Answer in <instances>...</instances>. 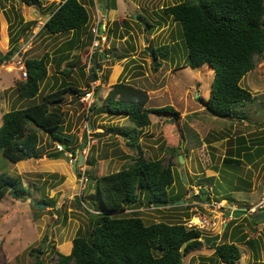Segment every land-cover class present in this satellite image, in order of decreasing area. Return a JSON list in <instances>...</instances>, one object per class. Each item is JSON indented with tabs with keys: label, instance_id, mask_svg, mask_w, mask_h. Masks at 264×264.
<instances>
[{
	"label": "rangeland",
	"instance_id": "rangeland-1",
	"mask_svg": "<svg viewBox=\"0 0 264 264\" xmlns=\"http://www.w3.org/2000/svg\"><path fill=\"white\" fill-rule=\"evenodd\" d=\"M79 1L89 13V23L86 33H77V41L70 50L66 42L73 33L50 35L41 31L42 24L59 0H41L35 6L24 5L19 0H0V52L3 56L11 48L9 40L12 37L21 46L29 45L24 52L27 59L49 55L48 76L34 100L18 97L15 85L21 81L20 73L12 64H0V126L4 113L39 102L42 95L62 83L75 86L79 93L67 92L60 105L64 113L62 130L72 136L75 154L79 158L84 156L82 164L89 178L81 187L68 158L53 160L46 157L54 146L42 131L38 132L41 158L38 156L16 164L6 161L0 172L20 175L28 195L25 200H16L6 194L0 201V264H35V256L42 264H53L55 255L50 251L51 245L64 255L70 253L77 231L85 232L94 225L97 217L94 206L87 200V196L93 194L95 178L119 171L130 163V156L135 153L127 147L126 140L117 135L118 128L128 129L130 134L137 133L138 148L146 159L160 160L164 166L172 165L174 182L168 188L170 197L193 199L181 208L156 207L148 205L142 193L139 204L125 206L124 211L114 216L140 217L145 225L164 222L186 227L191 221L196 223L195 219L200 216L210 217L209 222L214 225L200 231L201 235L220 234V240L214 242L218 245L234 241L241 253L235 264H264V218L258 219V213L246 214L238 219H227L224 228L220 212L205 211L200 194L203 189L210 194V200L226 202L242 210L254 207L263 194L264 53L256 59L254 70L241 81V86L254 96L251 102L234 109L244 119L216 117L203 104L209 96L213 71L208 66L196 70L186 66L181 28L161 11L163 7L184 0H117V13L121 16L108 17V39L103 50L94 57V65L99 66L95 69L99 73L94 72V79L87 70L94 9L87 1ZM102 1L107 7L114 2L98 0V3ZM143 20L153 23L152 29H145ZM30 29L36 33L31 34ZM163 45L169 47V52L158 58V66H155L150 55L145 53L146 48L150 51V47ZM63 71H68L69 76L61 74ZM120 81L147 92L146 108L155 110L169 106L175 114L152 111L150 125L141 130H136L121 117L94 112L88 117L86 105L80 99L86 91L92 90L90 84L95 82L93 101L99 108L112 85ZM179 156L182 162H179ZM230 156L240 160L237 169L223 164L224 158ZM86 160L93 162L92 166L86 165ZM182 174L185 182L181 179ZM43 199L51 200L53 207L36 208L35 204ZM231 220L235 221L231 223ZM242 235L246 238L240 242L238 239ZM248 240L252 241L253 247ZM182 264L224 263L216 258L214 248L204 244L199 250L183 256Z\"/></svg>",
	"mask_w": 264,
	"mask_h": 264
},
{
	"label": "trees",
	"instance_id": "trees-1",
	"mask_svg": "<svg viewBox=\"0 0 264 264\" xmlns=\"http://www.w3.org/2000/svg\"><path fill=\"white\" fill-rule=\"evenodd\" d=\"M40 1L19 0L27 6L39 5ZM161 11L181 28L186 66L192 70L208 66L213 71L209 96L203 100L206 110L220 118L244 119L234 109L254 100V96L241 86V81L254 70L256 59L264 53V0H184L163 7ZM88 23L89 13L79 0H61L51 11L41 31L45 30L50 35L73 33V38L66 42L71 50L77 41V33H86ZM152 24L143 20L141 25L145 29H152ZM9 42L11 48L0 57V64L9 60L18 46V40L13 37ZM168 52L166 45L150 47L149 52L145 51L155 66H158V58L167 56ZM25 65L27 78L16 83L15 91L20 98L34 100L48 76L49 55L46 53L39 59L26 58ZM61 74L69 76L68 71ZM69 91L72 95L79 93L75 86L62 83L55 90L42 95L39 102L2 115L0 169L5 167L6 161L16 164L42 155L39 151V131L50 137L52 147L60 144L65 146L63 152L75 153V148L71 146L72 136L62 130L64 113L60 105ZM148 101L145 90L120 81L112 85L102 106L98 108L93 104L90 112L125 118L136 130L150 125L149 114L152 111L175 114L169 106L148 109ZM116 131L135 153L130 156L127 166L95 178L93 194L87 196L97 212L94 225L85 232L77 231L68 255L58 252L51 245L50 251L55 255L53 264H178L182 246L183 256L204 246L201 240L195 239L201 232L189 229L184 224L158 222L145 225L140 217L114 216L124 211L125 206L139 204L142 193L148 205L156 207L174 206L175 202L182 200L181 196L170 197L168 193V188L174 182L172 165L164 166L160 160L146 159L138 148L136 132L130 134L128 129L123 128ZM54 148L45 154L46 157L53 160L65 157L63 152ZM89 164L92 166L93 162L86 160V165ZM223 164L237 169L240 160L225 157ZM219 187L222 189V186ZM6 194L16 200H25L28 193L20 175L0 172V201ZM200 194H205L206 200H210V194L203 189H200ZM230 198L228 195L229 201ZM39 203L50 208L54 205L51 200L44 199ZM190 238L194 240L188 242ZM245 238L242 235L238 241L242 242ZM248 244L253 247L252 241L248 240ZM207 247L214 248V255L220 263L235 264L241 258L234 241L219 245L210 243ZM254 259L256 261V254ZM35 264H42L38 256H35Z\"/></svg>",
	"mask_w": 264,
	"mask_h": 264
},
{
	"label": "built area",
	"instance_id": "built-area-1",
	"mask_svg": "<svg viewBox=\"0 0 264 264\" xmlns=\"http://www.w3.org/2000/svg\"><path fill=\"white\" fill-rule=\"evenodd\" d=\"M87 2H92L93 4V9H94V20L92 22V25L90 26V35H91V43H90V54L88 55V72L93 69L94 66V57L97 53H99L102 49L103 44H105L106 40L108 39V32H109V22L108 18L102 13L100 10V6L98 5L96 0H85ZM59 3L57 5L60 4ZM31 34H35L36 32H33L32 29L30 30ZM29 48V45L26 46H21V44L18 43V46L13 53V55L10 57L9 60L3 61L1 64L7 65V64H12L16 71L20 73V80H25L27 78L26 74V65H25V60L26 58L24 57V52L27 51ZM103 54H100L102 56ZM91 68V69H90ZM95 73L97 70L94 71ZM99 73V72H97ZM95 82L90 84V88L92 87V90L86 91L80 101L84 104L85 112L86 115L90 114V107L91 105L94 104L93 101V94H94V85ZM55 149L59 152H63V147L60 144H57L55 146ZM64 156L68 158L69 163L71 166H75V171L78 175V182L81 187H83L88 179L85 175L86 169L84 165L82 164V160L84 159L82 156L81 163H79L80 158L77 156V154L72 153V152H63ZM203 203V208L206 211L207 209H212L211 212H220V215L224 218V228L226 227V221L228 218L225 217L226 212H231V211H245L247 214H257L260 213L261 211L264 210V190L263 194L260 197L258 203L249 209L242 210L240 208H236L233 206H229L226 202L223 204L222 202L219 201H212V200H206ZM210 212V213H211ZM210 218V217H209ZM206 217L200 216L199 218L195 219L196 223H193L192 221L188 224L189 229H196L198 231H206V228H211L214 224L210 223V219ZM222 230L220 231V233Z\"/></svg>",
	"mask_w": 264,
	"mask_h": 264
},
{
	"label": "water",
	"instance_id": "water-1",
	"mask_svg": "<svg viewBox=\"0 0 264 264\" xmlns=\"http://www.w3.org/2000/svg\"><path fill=\"white\" fill-rule=\"evenodd\" d=\"M136 21H139V19L138 20H136ZM146 50H147V52L149 51V49L148 48H146ZM3 56V54L0 52V57H2ZM99 68V66H98V64H96L95 65V69H98ZM95 69H92L91 70V73H92V79H94L95 77H94V70ZM198 101L199 102H201L202 103V100L201 99H199L198 98ZM38 158H41V156L40 157H38ZM81 159L82 158H80V161L79 162H81ZM179 162H182V157L181 156H179ZM75 168V167H74ZM181 179L182 180H184V182H185V177H184V175L182 174L181 175ZM202 198V201H205L206 200V195L205 194H202V196H201ZM196 198H198V199H200V197H196ZM195 197H194V199H196ZM193 199V198H192ZM192 199H185V200H179V201H177V202H175L174 203V206H181V205H184V204H188V203H190L191 201H192ZM75 201L76 202H78L77 201V197H75ZM36 205V208H38L39 210H42L44 207H46V205L45 204H35ZM81 204L80 203H78V206H80ZM247 213L245 212V211H231V212H226L225 213V217L226 218H228V219H238V218H240L241 216H245ZM258 219H262V218H264V210L263 211H261L259 214H258V217H257ZM195 239H199V240H201L205 245H209L210 243H214V242H217V241H219L220 240V234H216V235H214V236H209V235H200L199 237H196ZM192 240H194L193 238H190L189 240H188V242L189 241H192ZM183 255H184V246H182V248H181V259L178 261V264H182V257H183Z\"/></svg>",
	"mask_w": 264,
	"mask_h": 264
},
{
	"label": "crops",
	"instance_id": "crops-1",
	"mask_svg": "<svg viewBox=\"0 0 264 264\" xmlns=\"http://www.w3.org/2000/svg\"><path fill=\"white\" fill-rule=\"evenodd\" d=\"M120 1H122V0H120ZM124 1V0H123ZM122 1V2H123ZM115 2V3H114ZM114 2H110L109 3V6L107 7V3H105V2H99L98 3V0H97V3H98V5L100 6V10L102 11V13L108 18H114V16H117L118 18H119V16H121V15H118V13H117V0L115 1L114 0ZM91 6H93V4L92 3H90V2H88ZM114 4H115V7H114ZM120 4V3H119ZM120 5H122V4H120ZM119 7H121V6H119ZM34 13H36V12H34ZM123 15H124V12L122 13ZM24 16V15H23ZM20 18H21V14H20ZM109 20V19H108ZM45 22V21H44ZM43 25V24H42ZM31 30V29H30ZM72 34V33H71ZM72 37H73V35L71 36V38H70V40L72 39ZM30 160V159H29ZM29 160H26V161H29ZM58 160V159H57ZM91 195V194H90ZM259 214V213H258Z\"/></svg>",
	"mask_w": 264,
	"mask_h": 264
},
{
	"label": "clouds",
	"instance_id": "clouds-1",
	"mask_svg": "<svg viewBox=\"0 0 264 264\" xmlns=\"http://www.w3.org/2000/svg\"><path fill=\"white\" fill-rule=\"evenodd\" d=\"M81 158H82V156H81ZM84 158V157H83ZM82 160V159H81ZM84 160V159H83ZM83 160H82V163H83ZM80 161V160H79ZM79 163H81V162H79ZM75 166H73V168H74ZM74 169H76V168H74ZM85 175H86V173H85ZM87 179H88V177H87ZM85 186V185H84Z\"/></svg>",
	"mask_w": 264,
	"mask_h": 264
},
{
	"label": "flooded vegetation",
	"instance_id": "flooded-vegetation-1",
	"mask_svg": "<svg viewBox=\"0 0 264 264\" xmlns=\"http://www.w3.org/2000/svg\"><path fill=\"white\" fill-rule=\"evenodd\" d=\"M206 201V200H205Z\"/></svg>",
	"mask_w": 264,
	"mask_h": 264
}]
</instances>
